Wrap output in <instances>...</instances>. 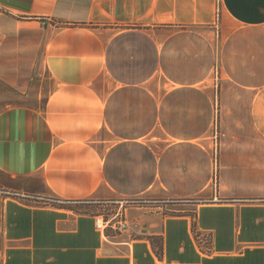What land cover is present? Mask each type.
<instances>
[{"label": "crops", "instance_id": "0c3cea01", "mask_svg": "<svg viewBox=\"0 0 264 264\" xmlns=\"http://www.w3.org/2000/svg\"><path fill=\"white\" fill-rule=\"evenodd\" d=\"M0 264H264V0H0Z\"/></svg>", "mask_w": 264, "mask_h": 264}, {"label": "built area", "instance_id": "2783aa9c", "mask_svg": "<svg viewBox=\"0 0 264 264\" xmlns=\"http://www.w3.org/2000/svg\"><path fill=\"white\" fill-rule=\"evenodd\" d=\"M214 133L216 136L219 134L217 127L214 129ZM216 140H219V138L217 137ZM218 183H219L218 182V163H217V146H216V152L214 154V160H213L212 180H211L213 192H216ZM83 202H87V200L75 202V203L81 204ZM87 203H93V204H98V205L112 204V202L110 201H91ZM94 225H95L96 230L103 234L106 230H117V231L124 230L127 226V221H126L124 212H119L114 217H109L108 215L103 213V214H98L94 217Z\"/></svg>", "mask_w": 264, "mask_h": 264}, {"label": "rangeland", "instance_id": "374dc122", "mask_svg": "<svg viewBox=\"0 0 264 264\" xmlns=\"http://www.w3.org/2000/svg\"><path fill=\"white\" fill-rule=\"evenodd\" d=\"M218 13L220 14V8L218 9ZM87 202H91V200H87ZM87 202H83V203L79 204V206H81V207L91 206V205L98 206V204L87 203Z\"/></svg>", "mask_w": 264, "mask_h": 264}]
</instances>
